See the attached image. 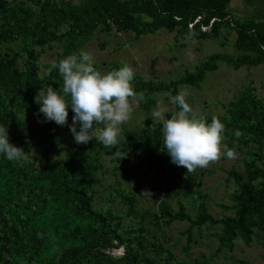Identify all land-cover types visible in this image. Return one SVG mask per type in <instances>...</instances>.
<instances>
[{
  "label": "trees",
  "instance_id": "trees-1",
  "mask_svg": "<svg viewBox=\"0 0 264 264\" xmlns=\"http://www.w3.org/2000/svg\"><path fill=\"white\" fill-rule=\"evenodd\" d=\"M230 2L70 0L57 4L44 0H20L18 4H9L7 0H0V44L19 39L29 45L26 52L33 57L36 47L61 42L65 45L63 59L78 53L99 27L129 31L134 37L166 29L190 39L216 38L221 28L234 29V56L214 54L195 72H185L182 78L168 85L139 81L133 87L134 93L140 89L175 91L178 85H197L221 59L233 69L264 65V50L261 48L264 45V16L235 19L229 12ZM19 55L13 53L9 58H0V89L3 91L0 92V123L6 126L12 121L34 135L16 112L21 109L38 111L34 97L40 83L60 75L50 72L42 80L38 79L31 61L27 63L29 69L19 73L15 66ZM95 67L97 69L96 64ZM229 113L228 118L217 117L225 126L224 137L243 145L252 142L260 148L264 141L263 106H258L247 91ZM72 115L69 109L68 118ZM212 118L205 120L210 122ZM43 123L36 132L41 142L56 125L54 122ZM160 128V125L153 127L151 121L146 120L137 132L123 131L120 142L111 146L114 158L123 162V153L136 154V149L140 148V155L146 154L150 165L156 164V157L162 162H170L169 156L162 151ZM90 145L72 144L59 162L49 163L44 155L45 168L34 173L27 162L14 163L0 156V264H174L170 251L164 249L167 256L163 258L162 245L145 240L142 226L121 227L112 211L94 209V192L99 184L97 171L101 167L97 158L91 157ZM108 148L97 142L94 152L99 154ZM256 156L261 158L259 154ZM171 164V172L178 179L179 187L173 186L165 191L176 196H197L193 171L187 172L184 167ZM244 172L239 174L233 169L228 172V177L236 185L232 197L233 216L214 218L201 199L194 217L186 212L182 203L176 212L163 203L158 213L147 215L153 225L186 221L189 224L185 231L187 244L193 241V229L218 226V250L232 248L238 240L249 247L255 238L264 240V161L260 166L254 161L245 162ZM115 192L125 204L127 216L143 220L135 208L134 195ZM153 240H157L156 237L153 236ZM120 247L125 251L120 257L107 253ZM242 263L236 261L234 264ZM191 264L207 263L194 260Z\"/></svg>",
  "mask_w": 264,
  "mask_h": 264
},
{
  "label": "rangeland",
  "instance_id": "rangeland-1",
  "mask_svg": "<svg viewBox=\"0 0 264 264\" xmlns=\"http://www.w3.org/2000/svg\"><path fill=\"white\" fill-rule=\"evenodd\" d=\"M7 1L9 4H18L20 0ZM44 1L57 4L70 2V0ZM229 12L231 17L238 20L264 16V0H231ZM235 38L234 29L224 27L220 29L216 38L208 39H190L187 36L182 38L176 31L170 32L166 29L134 37L129 31H117L114 27L106 30L99 27L82 44L79 51L91 53L97 69L101 72L117 69L121 64L132 67L133 88L139 81L168 85L169 82L182 78L185 72H195L201 63L214 54L234 56ZM28 47L29 45H25L24 41L19 39L2 42L0 58H9L13 53H19L15 64L19 73L29 69L27 63L31 61L34 62L38 79L42 80L50 72L60 75L58 70L52 68V64L62 59L64 43L53 42L44 47H36L33 57H29L26 52ZM45 83L59 90L63 85L62 76L50 78V81L45 80L40 84L43 86ZM182 89L188 91L187 102L197 117L228 118L236 102L247 91L251 93L258 106H263L264 113V65L233 69L225 59H221L216 61V68L207 72L204 80L195 86L178 85L175 91L161 89L149 92L140 89L135 92L138 95L130 98L131 118L119 126L120 137L123 136V131L137 132L144 126L146 120H150L153 127L160 125L162 128V122L151 119L152 111L157 107H166L168 111L165 117H169L177 110L174 105L169 104V98ZM0 92L3 91L0 89ZM141 95L143 99L139 98ZM36 107L39 108L37 103ZM16 113L34 135L9 121L6 124L9 142L27 153L28 159L24 162L31 166L32 173L45 168V160L42 159L44 155L49 163H53L54 160L62 161L69 147L76 144L68 127L71 118H68V124L65 126L55 125L53 132L45 135L44 141L41 142L36 132L44 124L43 115L33 109H21ZM89 143H91L89 153L91 157L97 158V164L101 167L97 171L99 184L95 187L94 209H109L121 227L131 229L142 226L145 230V240L161 244L162 250L170 251L175 259L174 264H191L194 260L205 261L207 264H234L236 261L243 262L242 264H264V240L261 238H255L249 247L238 240L232 248L218 250L216 239L218 226H202L192 230L193 241L187 244L185 231L189 224L186 221L153 225L150 216L147 215L158 213L163 203L176 212L179 203H182L186 212L194 217L197 203L201 199L214 218L233 216L232 197L236 185L228 177V172L233 169L239 174H244V163L249 161H254L260 166L261 161H264V141L259 148L255 143L243 145L223 136L222 145L232 149L234 157L224 156L223 152L226 149L222 147L219 159L210 162L206 167L193 170L197 196L185 194L176 196L165 191L173 186L179 187L178 179L171 172L173 165L170 162H162L156 157V164L150 165L146 154L140 155V148L136 149V154L129 151L123 153L121 156L123 162H120L114 158L112 147L96 154L94 150L97 142L93 139ZM257 154L261 158H258ZM115 191L134 195L135 208L143 216V220L127 216L126 206ZM153 236L157 240H153ZM166 250L161 253L163 258L167 256ZM158 251L160 253V249ZM124 252L123 247L107 251L114 257H120Z\"/></svg>",
  "mask_w": 264,
  "mask_h": 264
},
{
  "label": "clouds",
  "instance_id": "clouds-1",
  "mask_svg": "<svg viewBox=\"0 0 264 264\" xmlns=\"http://www.w3.org/2000/svg\"><path fill=\"white\" fill-rule=\"evenodd\" d=\"M261 48L264 50V45ZM52 68L58 69L62 76V88L58 90L45 83L34 97L44 122L65 126L71 109L73 115L68 127L76 144H88L95 139L105 147L117 145L122 139L119 126L131 118L130 98L138 95L132 88L133 68L121 64L117 69L101 72L96 69L91 53L84 50L54 62ZM188 95L182 89L170 96L168 102L177 110L167 118L166 107H157L151 113L153 121L162 122V151L171 163L184 167L187 172L219 159L222 147L226 149L223 155L233 158L234 151L222 145L224 124L217 117L210 122L197 117L187 102ZM139 98L143 99L142 95ZM0 156L14 163L28 159L22 148L9 142L3 123H0Z\"/></svg>",
  "mask_w": 264,
  "mask_h": 264
}]
</instances>
